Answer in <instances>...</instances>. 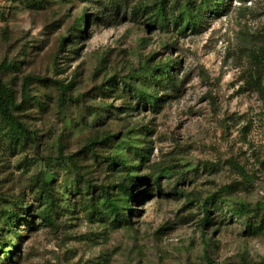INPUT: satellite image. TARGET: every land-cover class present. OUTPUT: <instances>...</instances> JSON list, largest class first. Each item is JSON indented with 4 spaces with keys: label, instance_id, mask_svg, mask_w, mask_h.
<instances>
[{
    "label": "rangeland",
    "instance_id": "374dc122",
    "mask_svg": "<svg viewBox=\"0 0 264 264\" xmlns=\"http://www.w3.org/2000/svg\"><path fill=\"white\" fill-rule=\"evenodd\" d=\"M263 48L264 0H0V63L16 65L0 78L19 102L31 76L34 96L15 113L28 137L0 122V264H264V230H246L264 219ZM130 175L133 201L109 189Z\"/></svg>",
    "mask_w": 264,
    "mask_h": 264
},
{
    "label": "trees",
    "instance_id": "16d2710c",
    "mask_svg": "<svg viewBox=\"0 0 264 264\" xmlns=\"http://www.w3.org/2000/svg\"><path fill=\"white\" fill-rule=\"evenodd\" d=\"M18 1L25 3L27 5H31L35 9L40 8L42 6V3L46 2V0H18ZM217 5H219V3ZM218 7L219 6H216V8H214L215 9L214 11H218L219 9ZM89 20H90L89 14L81 12L78 15V17L74 22L75 33H73V37L81 36L82 34L87 32L86 27ZM81 22L83 24V29L80 31L79 24ZM65 39H66L65 37H62L61 40L58 41V43L61 44V47L64 45ZM71 39L72 38H67V40L69 41H71ZM258 67L264 70V48L261 50V53L259 55ZM10 68L11 69L16 68V65L11 64L9 62L0 63V71H2L1 69H10ZM152 69H153L152 77L156 85H159V87H163V88H166V86L174 85V79L170 77L166 69L163 70L160 68V64H155L152 67ZM158 74H160L159 77ZM31 79L32 77L29 75L23 78V82L21 85V100L18 102L16 99L15 91L11 87H9V85H7L3 79L0 78V122H2L7 127L10 137L15 140H17L19 136L28 137L29 135V131L27 130L25 124L18 119L15 113L25 108L28 102L34 100V96L28 93L29 85L31 84ZM47 81L49 80L45 78L42 79V82L45 84L47 83ZM52 83L59 88L60 98L63 99L66 94V91L68 90L69 84H63L59 80H53ZM107 84L108 85L106 87H108V89L112 86H116V82L112 80V78L108 80ZM138 98L140 99L139 103L144 106L149 105L150 107H157L160 95L151 94V93L150 94L139 93ZM35 101H37V99ZM109 137L110 136L108 137L106 136L105 139H103V141L109 143ZM131 151L133 155L141 157V155L137 151V148H132ZM105 159H108L112 164L115 165L119 164L124 167L125 161L122 158L105 156ZM138 182H139L138 178L130 175L128 179L123 178L114 184H109L110 185L109 189L115 188V190L118 191V194H121L125 197H129L133 201L132 185ZM155 182H157L156 179ZM38 183L41 191H46L48 189L49 184L43 175H40L38 177ZM102 195L104 197L103 203L106 209L110 213H112L113 218L118 221H126L127 220L126 218L129 216L130 211H132L131 207L126 206L128 207L127 208L128 213L127 214L122 213L121 208L117 204L116 198H114V195L109 193V190L107 188H103ZM256 208L257 209L264 208V198L261 202L257 203ZM20 211L22 215L25 217L26 214H30V206H26L23 209H20ZM238 211L239 210H235V214H237ZM202 212H203L202 220L204 223H206L210 219L209 210L207 208L206 202L202 204ZM13 217H16V220H14ZM13 217L11 214H8L7 216V220L9 221V223H11V225L19 224L20 221L22 220L21 216L18 214H15ZM246 230H248L251 234H258L262 232L264 230V219H261L257 224H250V223L247 224ZM14 246L17 247L16 245Z\"/></svg>",
    "mask_w": 264,
    "mask_h": 264
}]
</instances>
